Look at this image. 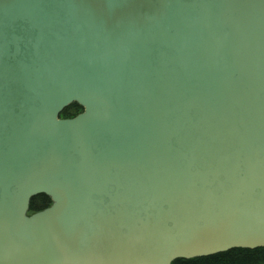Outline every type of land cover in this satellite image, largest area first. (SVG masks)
Returning a JSON list of instances; mask_svg holds the SVG:
<instances>
[{
	"label": "water",
	"instance_id": "water-1",
	"mask_svg": "<svg viewBox=\"0 0 264 264\" xmlns=\"http://www.w3.org/2000/svg\"><path fill=\"white\" fill-rule=\"evenodd\" d=\"M256 248L264 0H0V264Z\"/></svg>",
	"mask_w": 264,
	"mask_h": 264
},
{
	"label": "trees",
	"instance_id": "trees-1",
	"mask_svg": "<svg viewBox=\"0 0 264 264\" xmlns=\"http://www.w3.org/2000/svg\"><path fill=\"white\" fill-rule=\"evenodd\" d=\"M82 112L76 103L65 108L61 118H72ZM51 201L46 195L33 197L29 203V214L41 211L50 206ZM172 264H264V249H231L224 253L190 260L177 259Z\"/></svg>",
	"mask_w": 264,
	"mask_h": 264
}]
</instances>
